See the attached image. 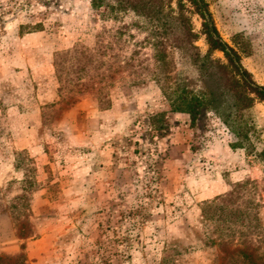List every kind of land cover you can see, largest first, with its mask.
Here are the masks:
<instances>
[{
	"label": "rangeland",
	"instance_id": "rangeland-1",
	"mask_svg": "<svg viewBox=\"0 0 264 264\" xmlns=\"http://www.w3.org/2000/svg\"><path fill=\"white\" fill-rule=\"evenodd\" d=\"M206 1L264 86V0ZM144 29L90 0H0V264H243L244 241L264 249V103L235 124L246 137L212 110L191 125L153 81Z\"/></svg>",
	"mask_w": 264,
	"mask_h": 264
},
{
	"label": "trees",
	"instance_id": "trees-1",
	"mask_svg": "<svg viewBox=\"0 0 264 264\" xmlns=\"http://www.w3.org/2000/svg\"><path fill=\"white\" fill-rule=\"evenodd\" d=\"M94 10L132 13L144 22L145 42L151 49L153 81L175 113L195 125L203 111H216L221 122L237 137L255 100L264 103V86L243 66L239 53L220 35L206 0H90ZM200 23L196 30L193 19ZM203 41V51L197 43ZM219 54L220 57H217ZM264 162V149L260 153ZM234 192V191H232ZM215 201L230 204L232 195ZM260 230L261 227H259ZM225 230V229H224ZM227 230V229H226ZM217 243L227 244V235ZM237 251L243 264H264V249L244 241Z\"/></svg>",
	"mask_w": 264,
	"mask_h": 264
},
{
	"label": "crops",
	"instance_id": "crops-1",
	"mask_svg": "<svg viewBox=\"0 0 264 264\" xmlns=\"http://www.w3.org/2000/svg\"><path fill=\"white\" fill-rule=\"evenodd\" d=\"M261 216H262V222L264 224V201H263V207H262V210H261Z\"/></svg>",
	"mask_w": 264,
	"mask_h": 264
}]
</instances>
